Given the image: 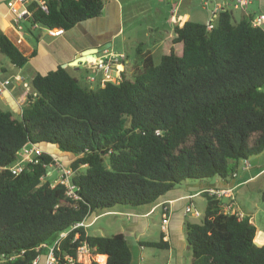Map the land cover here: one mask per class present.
I'll use <instances>...</instances> for the list:
<instances>
[{"label":"trees","instance_id":"16d2710c","mask_svg":"<svg viewBox=\"0 0 264 264\" xmlns=\"http://www.w3.org/2000/svg\"><path fill=\"white\" fill-rule=\"evenodd\" d=\"M47 1L49 13L35 10L31 23L65 32L100 17L105 5ZM252 20L236 21L222 9L211 30L208 23L187 21L172 41L182 50L172 47L159 65L145 56L133 80L123 72L120 84L91 88L59 66L34 77L21 115L0 108V264H39L52 249L54 264H85L79 260L83 247L92 256L106 255V264H132L125 234L89 233L85 221L93 213L153 205L189 180L228 181L242 161L262 154L264 29ZM0 53L23 68L37 51L25 55L0 31ZM27 144H51L75 156L70 167L77 197L43 164L11 173ZM42 162L53 158L44 154ZM203 195L201 222L186 224L190 264H264L250 216L239 220L224 213L222 200ZM139 245L170 249L164 235Z\"/></svg>","mask_w":264,"mask_h":264},{"label":"crops","instance_id":"0c3cea01","mask_svg":"<svg viewBox=\"0 0 264 264\" xmlns=\"http://www.w3.org/2000/svg\"><path fill=\"white\" fill-rule=\"evenodd\" d=\"M9 1L10 0H0V31L11 37L18 44L25 55L31 54L33 50L37 51L36 55L30 60V62L35 60L38 61V71L34 75H32L30 79H28L29 77H27L23 72L24 67H15L9 61V59L6 58V56L0 53V70L2 72V75L4 77H10L13 79L11 92L0 95V108L4 111H10L15 115L22 114L23 107L25 106L28 99L24 84H29L30 93L32 94V80L37 74L46 75L50 71L56 70L59 66L67 69L73 68L75 70H79L84 66L85 68L89 69L90 61H95L96 59L103 58L105 56V54L103 53V50L105 48H107L111 52H118L114 49V47L116 45L115 39L123 36L124 32L122 23L124 8L123 0L105 1L101 16L90 21H86L87 24L84 26V28L78 29L79 32L82 33L81 38H84V40L87 38L91 39V42H89L85 46H74L70 44V34L74 29L78 27V25H83V23H80L72 30L66 31L62 36H50L52 37L51 41H46L45 37L48 35L47 32H41L40 37L37 40V47L32 45L23 34V32L21 30H18V28L14 25L12 15L7 5ZM163 1L159 2V6L156 10L160 11V8H162L160 6V3H162L163 7H165L166 3L167 6H170V9H167L166 7L165 10V24L163 23L164 25H156L155 23H153L151 25H148V32L146 33L147 37H150L154 32L159 33V35L151 42V46L148 49H145V47L139 49L138 53L142 55L143 58H145V56H152L154 60L155 53L159 49H161V47H167L169 52L171 51L172 47H175L176 51L180 52L182 50V45L177 44L173 46L172 44V41L176 36V27H182L187 21H194L199 23H209L210 21H212V19L209 21H200L199 19H197L199 15L198 12H195V0H178V3L174 5L173 0ZM216 4L217 5L215 9H217V6H220L221 8L216 12H219L222 9L230 10L229 7L231 6H234V8L237 9L235 7V0H216ZM251 6H254L255 9L241 10V19L247 18L249 16H252L253 18L258 15L264 16V0H254ZM33 28L35 29V27ZM166 43H168L167 46H165ZM140 44L144 45L145 43L140 41ZM93 49L97 50L98 52H87ZM143 62L144 60H141L139 58L129 59V57H127V62L124 65L125 75L127 77H131L133 75L137 76L143 68ZM100 79L101 77H99L98 80L100 81ZM250 163V168H248L247 170L242 169L244 174L239 173V170L242 166L240 163L239 170L236 172L237 175L235 177H232L228 181H223L219 178H216V182L214 183L197 181V183L195 184H189L188 182H186V189L175 188L153 205L143 207H117L115 212L127 218V221L124 224L126 233L123 234H125L126 237L127 235H130L132 237L134 236L138 242V245L139 242L142 241L139 240L138 234L141 236L148 234L146 231L150 227L152 216L156 213V211H160L162 228L159 237L161 238V236L164 235V240L169 242L170 249L162 250L164 254L158 256H149L145 252L146 247H142L139 245L138 248H133L131 245L133 260L135 254L134 249H137L136 254L138 257L136 264L143 263V261L145 259H148L149 257L151 259L159 257L160 260H162L163 264L191 263L192 250L187 240L186 224L188 222H201V219L199 218L203 217L205 208L207 206V199L204 197L203 193L211 188L234 189V202L236 204V208L243 212L245 216H250L251 222L256 225L254 221L255 214L251 213L252 211L247 208L243 200L244 197H242L241 193L247 190H254V192H256L258 196H260L259 198L264 201V189H260L264 185V152L259 156L254 157L252 162ZM51 176L53 177V173ZM198 197H204V199L206 200V205L202 209H198ZM168 202H171L172 212L168 224L164 225V223L162 224V205ZM225 202H228V200H225ZM189 206L197 210L202 216L197 217L193 213H187L186 210ZM188 215H191V217H193L195 221L190 219ZM257 229L258 232L255 242L259 246H263L264 228L259 229L257 227Z\"/></svg>","mask_w":264,"mask_h":264},{"label":"rangeland","instance_id":"374dc122","mask_svg":"<svg viewBox=\"0 0 264 264\" xmlns=\"http://www.w3.org/2000/svg\"><path fill=\"white\" fill-rule=\"evenodd\" d=\"M163 0H123L124 8H123V16H122V23L124 27L123 36L116 38V45L114 49L118 51L119 53H123L129 57V59L133 58H139L141 60H144L143 56L138 53L139 49H142L145 47V49H148L151 46V42L157 38L159 33H152L150 37L146 36L147 27L148 25H151L155 23L156 25H164L165 23V10L170 9V6H167V3L165 7L162 6V3H160V11H157V7L159 6V2ZM196 6H195V12H198V18L200 21H209L213 18L214 11L216 8V0H195ZM229 1V0H228ZM164 2V1H163ZM178 0H173V5L177 4ZM208 3V5H206ZM230 10L234 13L236 21H240L242 17V11L241 9H235L234 6L229 7ZM248 9H255L254 6H250ZM163 16V19H162ZM90 21V20H89ZM164 23V24H163ZM87 23L84 22L83 25H78L76 29H74L70 34V44L74 46H85L89 42H91L90 38H87L84 40L82 37V33L79 32V28H84V26ZM24 30L22 31L23 34L26 36V38L29 40V42L37 47V40L40 37L41 32H47V30H44L43 27L39 26L37 28H33V24L31 22L25 21L23 22ZM165 34V33H164ZM46 41H51L52 37L46 36ZM141 42H144V45L140 44ZM168 43L165 44L167 46ZM116 52V53H118ZM169 54V50L167 47H161L155 55H154V63L155 65H159L162 59L163 55ZM38 61H31L29 62L24 68L23 72L28 79L32 75H34L37 70V63ZM90 70V71H89ZM41 71V70H40ZM69 71L71 74L76 77L82 86H87V77L89 75H92L91 69H86L84 66L79 69L75 70L73 68H70ZM43 73V72H40ZM127 77V76H126ZM136 76H129L127 78L134 79ZM30 81V80H29ZM42 147L45 149L47 154H50L51 156H55L58 159H60L65 165L71 166V164L75 161V156L68 155L63 153L57 146L51 145V144H43ZM253 158L249 159L250 162H252ZM243 162H241V165ZM242 167V166H241ZM49 173H53V179L55 182L61 180V173L59 172V169H56L55 166L52 168H49ZM240 174H244L242 168L239 170ZM51 176V175H50ZM205 182L214 183L216 182V178L204 180ZM189 184H195L197 181L189 180ZM204 183V182H203ZM176 188L186 189V184H182L179 186H176ZM264 189V185L260 188ZM242 197L244 200V203L246 204L247 208L251 210V213H254V221L256 226L259 229L264 228V201L259 198L260 196L257 195L254 190H247L243 191ZM199 206L198 209H202L206 205V200L204 197H198ZM201 207V208H200ZM116 208L112 211H99L96 213H93L86 221L85 226L88 227V231L91 235L96 236H111L118 233H126L124 229V224L127 221L126 217H123L116 212ZM109 212V213H107ZM103 214V215H102ZM252 215V214H251ZM161 214L160 211H156V213L152 216L150 227L146 231L148 234L145 235H139V240L142 241H151V240H159V235L161 232ZM190 219L195 221L191 215H188ZM202 219V218H199ZM163 224V222H162ZM165 232V231H164ZM127 239L129 240V243L132 245L133 248H138V242L136 238L130 235H127ZM137 249H134V260L132 264L137 263ZM146 254L149 256H158L161 254H164L162 250L160 249H154V248H145ZM95 259L96 256H92L91 253L86 251L79 252V260L85 264H90L91 261ZM97 261V260H96ZM98 262V261H97ZM48 258L42 257L39 264H47ZM163 264L162 260H160L159 257H156L155 259H151L150 257L148 259H145L143 263L141 264Z\"/></svg>","mask_w":264,"mask_h":264},{"label":"built area","instance_id":"2783aa9c","mask_svg":"<svg viewBox=\"0 0 264 264\" xmlns=\"http://www.w3.org/2000/svg\"><path fill=\"white\" fill-rule=\"evenodd\" d=\"M107 1V0H103ZM254 0H235V7L241 10H247L252 4ZM8 7L10 13L12 15V20L14 25L18 28V30L23 31V22L30 21L33 17V13L35 10H41L45 13H49V4L47 0H10L8 2ZM208 5V3H206ZM220 6H217V9L214 11V16L216 11H218ZM254 27L264 28V16L258 15L253 18L251 21ZM41 25L33 24V27L37 28ZM43 27V26H41ZM47 30V34L52 37H59L62 36L65 31L64 29H50L43 27ZM213 28V24L210 21L208 23V29L211 30ZM105 56L103 58L96 59L95 61L92 60L89 62V69L92 71V75L87 77V83L91 88H95L98 84L101 86L104 85L106 82H112L115 84H120L123 81V72L125 70L124 65L127 62V56L123 53H115L111 52L110 50L106 49L103 50ZM101 77L100 81L98 80ZM13 79L10 77H4L0 70V95H4L11 92L12 89ZM25 92L29 96L30 93V86L29 84H24ZM47 154L46 151L41 147L39 144H27L25 145L22 150L18 152L19 160L9 167V170L14 176H19L26 170L27 165H39L43 164L48 170L53 166L56 169H59L61 173V180L55 183H62L68 187V194L70 196L77 197L74 193V187L71 184V177L73 175V171L70 166L65 165L60 159L55 156H52L53 163L47 164L42 162V156ZM50 155V154H49ZM242 169L247 170L251 167V163L249 160L242 161ZM48 175H52V173H48ZM237 173L233 175L235 177ZM210 196H214L217 199L223 201V211L226 214L235 215L238 217L239 220L244 219L245 214L236 208V204L234 202V189H217L211 188L207 191ZM228 200V202H225ZM162 220L164 225L168 224L171 215V202L162 205ZM187 213H193L197 217H201L202 215L195 210L193 207L189 206L186 210ZM83 225V224H81ZM81 251L88 252L86 247L81 248ZM54 255L53 249L49 255L48 263L47 264H54ZM72 262V261H70ZM37 263V262H36Z\"/></svg>","mask_w":264,"mask_h":264},{"label":"bare ground","instance_id":"6f19581e","mask_svg":"<svg viewBox=\"0 0 264 264\" xmlns=\"http://www.w3.org/2000/svg\"><path fill=\"white\" fill-rule=\"evenodd\" d=\"M259 243V241H258ZM96 260L101 264H106L107 256L106 255H98L96 256Z\"/></svg>","mask_w":264,"mask_h":264},{"label":"water","instance_id":"95a60500","mask_svg":"<svg viewBox=\"0 0 264 264\" xmlns=\"http://www.w3.org/2000/svg\"><path fill=\"white\" fill-rule=\"evenodd\" d=\"M107 48H105L104 50H106ZM103 50V49H102ZM96 51V53L98 52L97 50L93 49V50H90V51H87V52H90V53H94ZM257 244V243H256ZM258 245V244H257Z\"/></svg>","mask_w":264,"mask_h":264}]
</instances>
